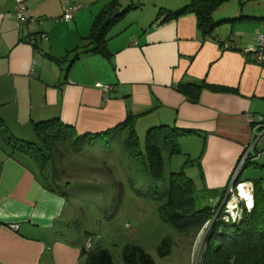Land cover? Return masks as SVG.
Listing matches in <instances>:
<instances>
[{
    "label": "crops",
    "instance_id": "crops-1",
    "mask_svg": "<svg viewBox=\"0 0 264 264\" xmlns=\"http://www.w3.org/2000/svg\"><path fill=\"white\" fill-rule=\"evenodd\" d=\"M187 2L26 0L28 18L43 22L22 29L16 0H0V264L86 260V238L69 235L66 199L47 188L55 166L11 152L5 142L8 133L33 142L35 125L55 119L78 135L106 132L127 116H135V129L146 133L160 125L194 130L201 137H190L203 140L197 174L207 191L225 189L248 152L255 170H263L243 182L260 179L264 192V64L254 56L264 33V0H230L214 14L219 25L213 37L201 33L193 14L153 25L158 11H176ZM112 5L134 9L107 33L104 56L84 41L95 18ZM69 10L72 19L63 21ZM57 22L69 26L67 32L55 34ZM74 50L80 56L66 68ZM190 83L228 91L204 89L192 103L176 90Z\"/></svg>",
    "mask_w": 264,
    "mask_h": 264
},
{
    "label": "rangeland",
    "instance_id": "rangeland-1",
    "mask_svg": "<svg viewBox=\"0 0 264 264\" xmlns=\"http://www.w3.org/2000/svg\"><path fill=\"white\" fill-rule=\"evenodd\" d=\"M57 24L52 30L55 34L67 32L69 26L61 25L63 22ZM72 56L70 55L65 62L66 68ZM81 67L83 68L82 63L76 68L82 70ZM136 130L140 139V149L146 152V131L141 128ZM190 136L179 139L180 154L170 156L168 149H163L166 173L165 181L160 183L151 179L144 158L128 157L124 148V136L116 135L108 146L106 143L108 137L87 141L76 147L72 146L74 139L71 143L70 141L61 143L59 150L56 149L52 153L50 163L57 170L56 181L64 184L66 212L70 220L67 224L69 235L79 240L86 238L84 248L91 244V251L98 248L108 251L115 264H125L122 254L128 245L144 249L154 259L155 264H199L202 246L215 216L197 236H194L193 233L182 234L171 227L161 219L159 212L160 206L165 202L164 193L169 175L182 171L189 159H196L202 155L203 140L198 138L201 136ZM34 141L37 142L36 139ZM162 141L159 139L158 144H162ZM39 145L43 146L41 143ZM42 150L47 153L44 148ZM243 165L237 176L234 175L235 171L233 172L225 189L217 195L207 191L203 180L198 176L197 169L201 164L196 165L193 171L192 166L187 165L184 171L196 185L194 192L196 209L215 208V215L223 212L227 214L223 215V220L238 217L240 210V204L237 203L239 198L236 196L238 190L248 186L254 200V184L243 181L251 180L250 174L253 172L260 174L263 170L257 171L252 165ZM223 191L225 197L222 196ZM236 207L239 208L238 212ZM87 233L90 236L86 235ZM164 239H171L173 246L171 254L161 258L158 255V248ZM83 264H86V260Z\"/></svg>",
    "mask_w": 264,
    "mask_h": 264
},
{
    "label": "trees",
    "instance_id": "trees-1",
    "mask_svg": "<svg viewBox=\"0 0 264 264\" xmlns=\"http://www.w3.org/2000/svg\"><path fill=\"white\" fill-rule=\"evenodd\" d=\"M229 1L188 0L184 7L176 11L164 9L158 11L153 25L165 24L172 20H177L181 16L193 14L198 19V28L201 33L213 37L214 31L219 25L214 20V14ZM117 7V5H112L95 18L91 35L87 38L88 46H92L91 52L108 56L109 53L106 47L108 40L107 33L134 9L133 6L128 7L121 11L117 17L112 18L108 23L104 24L106 17ZM229 21L231 22L232 20ZM38 37L32 36L33 39H37ZM32 44L34 48L37 47L35 43ZM72 53L73 57L69 67L80 56L78 50L70 52V54ZM46 56L50 60H60L48 54ZM204 89L212 92L228 91L218 86L207 85L204 87L194 83L180 84L176 87V90L192 103L199 101ZM135 121V116H127L124 122L106 132L78 135L73 131V128L65 126L60 120L55 119L35 125L37 142L20 140L9 133L5 142L11 152L17 151L30 155L37 161L45 158L44 161L49 163L50 159H52V153L56 151V148H59L61 143H67V141L71 143L72 139H74V142L71 145L76 147L87 141L91 142L102 137H108L106 141L108 146L116 135L124 136V148L127 151L128 157L131 159L144 158L151 179L159 183L164 182L166 164L163 157V149H168L170 156L180 154L179 139L188 135L200 136V133L170 125L151 127L145 137L147 151L143 152L140 149V140L135 129ZM263 125L264 123L260 126ZM2 126H4V122L0 119V127ZM125 130L127 131L125 132ZM159 139L163 140L162 144H158ZM40 143L43 146L39 145ZM38 153H40L39 156ZM200 161L201 156L196 159H189L183 166L182 171L169 175L167 189L164 193L165 202L159 208L161 219L182 234L188 235L193 233L194 236H197L202 228L215 216L203 243L199 264H264V192L262 190V180L252 181L254 184L253 209L249 212L243 209L242 214L235 220H223V215L227 214L223 212L215 215V208L196 209V198H194L196 185L187 176L184 169L187 165H199ZM252 163L250 159H247L246 165L249 166ZM252 165L257 164L253 163ZM49 177L51 179L48 182V190L66 199V194L61 190L60 183L56 181V178L52 174ZM212 193L217 195L220 192L215 191ZM224 193L223 191L222 196H224ZM86 235L90 236L88 233ZM172 246L173 241L171 239H164L158 248L159 257H168L171 254ZM85 249L84 246L81 248V254L86 258V264H115L113 257L108 251L98 248L87 252ZM122 257L125 264H155L154 259L144 249L135 245L126 246Z\"/></svg>",
    "mask_w": 264,
    "mask_h": 264
},
{
    "label": "built area",
    "instance_id": "built-area-1",
    "mask_svg": "<svg viewBox=\"0 0 264 264\" xmlns=\"http://www.w3.org/2000/svg\"><path fill=\"white\" fill-rule=\"evenodd\" d=\"M25 1L26 0H16V7H15V13H16V17H17V22H18V27L19 28H25L26 26H28V24L33 23V22H39V20L37 19H30L27 16V8L25 5ZM72 19V10H69L67 12H65V14L62 17L63 21H70ZM255 56V62L257 64H264V33L259 35V40H258V50L256 51V53L254 54ZM259 134H263L264 133V125L263 126H259ZM248 152L246 153V156L243 157L239 167L237 170H235L234 175L237 176L239 170H241L243 168V164L246 163L247 159H248ZM243 192H247L250 195V199H252V194L250 192V188L248 186H244L243 189H239L236 196H238L239 199H237V203H239V207H236L237 211L239 210V214L238 216H240V213L243 211V209L245 208L248 212L251 211L252 205L251 207L248 205V200H246V197L244 196ZM233 197V196H232ZM227 200V198L225 199ZM236 203V204H237ZM238 206V204H237ZM244 207V208H243ZM237 218V217H236ZM236 218H233L234 220ZM227 221L229 219H226ZM88 248H86L87 251L91 250V244H87ZM86 245V246H87Z\"/></svg>",
    "mask_w": 264,
    "mask_h": 264
},
{
    "label": "water",
    "instance_id": "water-1",
    "mask_svg": "<svg viewBox=\"0 0 264 264\" xmlns=\"http://www.w3.org/2000/svg\"><path fill=\"white\" fill-rule=\"evenodd\" d=\"M119 8L113 9L110 14L106 17L104 24L108 23L112 18L117 17L120 14Z\"/></svg>",
    "mask_w": 264,
    "mask_h": 264
},
{
    "label": "bare ground",
    "instance_id": "bare-ground-1",
    "mask_svg": "<svg viewBox=\"0 0 264 264\" xmlns=\"http://www.w3.org/2000/svg\"><path fill=\"white\" fill-rule=\"evenodd\" d=\"M244 196L246 197V200H248V205L251 207L252 205V199H250V195L247 192H243Z\"/></svg>",
    "mask_w": 264,
    "mask_h": 264
}]
</instances>
